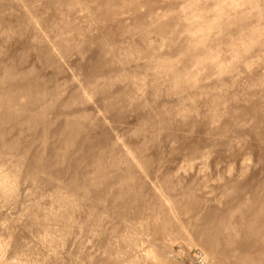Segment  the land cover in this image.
I'll use <instances>...</instances> for the list:
<instances>
[{"label": "rangeland", "instance_id": "rangeland-1", "mask_svg": "<svg viewBox=\"0 0 264 264\" xmlns=\"http://www.w3.org/2000/svg\"><path fill=\"white\" fill-rule=\"evenodd\" d=\"M0 264H264V0H0Z\"/></svg>", "mask_w": 264, "mask_h": 264}, {"label": "built area", "instance_id": "built-area-1", "mask_svg": "<svg viewBox=\"0 0 264 264\" xmlns=\"http://www.w3.org/2000/svg\"><path fill=\"white\" fill-rule=\"evenodd\" d=\"M199 262H202V258L198 257Z\"/></svg>", "mask_w": 264, "mask_h": 264}]
</instances>
